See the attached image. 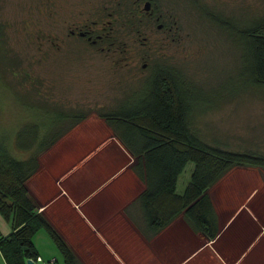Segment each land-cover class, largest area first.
Segmentation results:
<instances>
[{
	"label": "rangeland",
	"instance_id": "1",
	"mask_svg": "<svg viewBox=\"0 0 264 264\" xmlns=\"http://www.w3.org/2000/svg\"><path fill=\"white\" fill-rule=\"evenodd\" d=\"M112 1L0 0V138L8 146H14L17 127L37 112L76 113L115 105L159 61L181 69L190 80L184 89L194 98V126L204 139L264 151V93L243 88L239 48L219 22L188 0H166L167 13L177 15L174 38L153 22L146 39L117 23L122 48L116 50L92 51L84 40L65 38L66 17L90 20L96 9L100 21L106 20ZM200 1L215 14L240 22L264 12V0ZM193 165L190 161L183 169L179 189Z\"/></svg>",
	"mask_w": 264,
	"mask_h": 264
},
{
	"label": "trees",
	"instance_id": "2",
	"mask_svg": "<svg viewBox=\"0 0 264 264\" xmlns=\"http://www.w3.org/2000/svg\"><path fill=\"white\" fill-rule=\"evenodd\" d=\"M196 6L206 17L219 22L239 48L243 88L264 93V12L240 22L239 18L215 14L207 6ZM121 10L119 7L117 23L127 29L126 12ZM120 43L118 40L119 47ZM186 81L190 80L181 69L157 61L137 86L126 88L115 105L94 109L134 157L132 167L144 188L132 204L140 209L141 230L147 237L182 213L196 230L213 238L219 225L208 187L235 165H257L264 170V151L231 148L217 138L210 142L198 133L193 119L194 98L184 89ZM90 111L47 109L17 127L14 146L0 138V213L13 224L9 234L0 236V252L7 264L36 260L33 238L41 228L51 237L65 264H83L38 211L39 202L28 190L26 180L39 167V154ZM18 152L25 155L20 157ZM190 161L194 163L190 178L183 191L177 192L178 175Z\"/></svg>",
	"mask_w": 264,
	"mask_h": 264
},
{
	"label": "crops",
	"instance_id": "3",
	"mask_svg": "<svg viewBox=\"0 0 264 264\" xmlns=\"http://www.w3.org/2000/svg\"><path fill=\"white\" fill-rule=\"evenodd\" d=\"M133 155L94 110L39 154L26 186L38 211L83 264H264V173L235 165L208 187L219 230L213 238L179 213L150 237L132 204L144 188ZM187 165V164H186ZM178 175L176 190L180 175ZM188 182V181H187ZM127 208V209H126ZM13 230L0 213V236ZM35 264H65L47 231L33 238ZM0 264H7L0 252Z\"/></svg>",
	"mask_w": 264,
	"mask_h": 264
},
{
	"label": "flooded vegetation",
	"instance_id": "4",
	"mask_svg": "<svg viewBox=\"0 0 264 264\" xmlns=\"http://www.w3.org/2000/svg\"><path fill=\"white\" fill-rule=\"evenodd\" d=\"M166 0H114L108 4L113 5V9L108 11L107 19L100 21L101 14L97 12L95 17L90 20L75 16L72 18L66 17L69 21L66 25L65 38H77L84 40L90 50H116L118 46L117 38V14L118 8L123 6V11L126 12V21L129 27L124 29L126 33H135V37L146 39L148 37L147 29H153L152 22L155 24L159 32L176 37L172 23H176L177 15L167 13ZM193 5L206 6L200 0H188ZM106 4L105 6H107ZM121 10V12H122ZM116 22V25H115ZM135 22V23H134ZM175 27V26H174ZM164 36V37H165ZM55 36L50 32L49 39L52 44H55Z\"/></svg>",
	"mask_w": 264,
	"mask_h": 264
},
{
	"label": "water",
	"instance_id": "5",
	"mask_svg": "<svg viewBox=\"0 0 264 264\" xmlns=\"http://www.w3.org/2000/svg\"><path fill=\"white\" fill-rule=\"evenodd\" d=\"M27 264H35V259L33 258H27L26 259Z\"/></svg>",
	"mask_w": 264,
	"mask_h": 264
},
{
	"label": "built area",
	"instance_id": "6",
	"mask_svg": "<svg viewBox=\"0 0 264 264\" xmlns=\"http://www.w3.org/2000/svg\"><path fill=\"white\" fill-rule=\"evenodd\" d=\"M37 259H41L40 256H37Z\"/></svg>",
	"mask_w": 264,
	"mask_h": 264
}]
</instances>
